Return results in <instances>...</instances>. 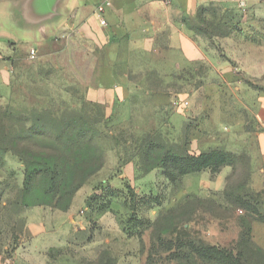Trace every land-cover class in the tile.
Here are the masks:
<instances>
[{"label": "rangeland", "instance_id": "obj_1", "mask_svg": "<svg viewBox=\"0 0 264 264\" xmlns=\"http://www.w3.org/2000/svg\"><path fill=\"white\" fill-rule=\"evenodd\" d=\"M83 1L87 0H76L75 6ZM88 1L94 7L98 0ZM231 2L198 0L187 22L195 36L205 42L207 54L228 60L232 68L251 69V79L246 80L249 88L239 94L193 91L196 83L212 79L209 61L191 65L185 74L169 75L152 70L130 47L111 49L112 44L98 47L83 42L41 48L42 43L28 39L21 26L2 24L0 20V42L4 45L12 41L20 48L12 58L5 57L10 61L12 81L11 92L0 95V109L9 114L0 133L2 128L12 137L19 133L21 142L29 147L32 144L26 140L24 127L47 121L55 130L56 122L67 120L73 111L95 125L98 144L110 155L117 145L133 151L143 141L161 137L168 149L183 146L187 138L190 153L197 142L200 153L222 149L242 157L236 169L225 166L214 172L207 170L201 181L196 179L194 183L195 179L188 176L179 186L172 185L159 171L135 187L123 182L107 190L100 183L79 209L78 227L59 230L54 214L49 235L34 245L25 216L30 209L19 206L23 171L14 162H6L0 168V264H219L194 249L206 246L227 249L238 255L242 264H264V247L257 241L264 235V224L257 228L253 223L247 229L246 212L236 206L242 202L226 195L259 194L264 199V164L260 157L264 141V20L247 14L246 5L241 7L239 1ZM247 22L251 27L244 26ZM232 43L251 45V61L245 58L240 63L232 62ZM31 48L38 50L36 59L29 56ZM106 50L119 57L117 71L131 77L136 93L131 110L104 121V110L86 102L85 88L91 68L101 64L100 56ZM238 74L245 75L243 70ZM185 99L189 105L183 113L176 105L187 102ZM241 106L245 112L238 110ZM210 123L222 124L224 132L222 128L207 132ZM16 124L22 128L17 129ZM36 143L35 151L42 147L52 150ZM5 155V161L12 156ZM120 171L109 173V179ZM221 175L224 181L218 184ZM201 182L207 185L200 188ZM194 186L200 193L186 194ZM87 189L79 193L76 208ZM59 245L63 247L57 248Z\"/></svg>", "mask_w": 264, "mask_h": 264}, {"label": "crops", "instance_id": "obj_2", "mask_svg": "<svg viewBox=\"0 0 264 264\" xmlns=\"http://www.w3.org/2000/svg\"><path fill=\"white\" fill-rule=\"evenodd\" d=\"M75 1L73 2L74 5L72 4L73 9H71L67 20L48 35L45 40L40 42V44L42 43L41 48L53 49L62 44L70 46L82 44L83 42H90L98 47L112 44L109 47L111 49H116L121 45L130 47L134 52L142 55L141 61L147 63L152 70L169 75L184 73L191 65L209 61V66L212 69L210 70L212 79L210 81L207 80V83H196L197 87L193 91L198 92L200 90V92L214 93L226 91L239 94L241 91L248 90L249 87L246 80L251 79V69L244 70L242 66L232 68L228 60L219 59L213 53L207 54L208 48L205 42L197 38V35L195 36V33L191 30L187 19L195 13L198 0H174L168 5H161L165 3L164 0H110V6L105 9L101 17L97 15L96 8L104 0H98L94 7L90 5L88 0L79 3L77 6H75ZM224 1L226 3L237 2V0ZM244 3L247 7V14H253L256 18L264 20V0H244ZM244 26L246 28L247 26L251 27V22L245 23ZM63 32H65L66 36H63V34L61 39L60 36ZM231 47L229 58L232 62L237 61L240 63L245 58L251 61V45L244 46L243 44L232 43ZM18 49L20 50L15 42L10 41L4 45L0 42V95H8L11 92V66L9 65L10 61L6 60L5 57L12 58ZM107 52L109 51L106 50L100 56V59L102 58L101 64H98V66L94 65L91 68L90 80L85 88V100L88 103L102 106L106 115L111 116L125 113V111L132 109L136 85L133 84L128 74H122L117 71L119 57L114 53L109 55ZM92 57H96V55H92ZM239 70H243L245 75L241 77L238 74ZM219 79L220 82H217ZM186 101L189 103L188 100ZM243 108L241 106L236 109L245 112ZM262 116H264V113ZM186 122H189V120L187 119ZM221 128L222 132H224L225 128H223L222 124L210 123L207 127V132L220 131ZM195 145V147L194 144L192 145L191 154L198 155L200 151L197 142ZM228 151L231 152L232 150ZM110 153L112 155L107 154L105 168L99 173L101 177H97V179L96 176L93 177L77 193L68 212H58L50 208H33L30 210H37L38 212L31 216L29 215L31 211L28 210L29 212L25 216L28 223L27 229L34 238L32 245L34 243L38 244L41 238L49 235L48 231L50 232L53 228L50 220L54 214L57 217L59 230L66 231L69 228L73 229L74 226L78 227L79 222L76 218L80 212L79 209L84 207L87 197L91 195V190L96 185L103 183V185L110 186V188H115L121 186L124 182L131 186L133 184V187H135L134 185H140L141 181L147 177L136 179L135 167L133 163H130L121 169L118 176L109 179V173L111 175L115 173L119 165L117 152L111 151ZM260 157L264 164V141L261 143ZM6 162L8 165L14 162L20 166L21 172L23 171V165L13 155L11 157L7 156ZM155 171L163 174L160 170ZM155 171L149 175L155 174ZM223 175L217 179L218 184L223 183ZM190 177L195 179L194 183L196 179L198 181L204 179L202 173L191 175ZM208 184L210 185V183ZM202 185L206 186L207 183L201 182L200 188ZM84 188L88 189L83 195V200L81 199V203L76 208L77 197ZM190 190L186 194H191L193 191L200 193V189L197 186L191 187ZM253 226L262 228L259 223H255ZM257 241L260 246L264 247V235L259 236ZM61 247L63 246L59 245L57 248ZM31 254L30 256H32ZM33 254L35 256V253ZM45 264H48V261Z\"/></svg>", "mask_w": 264, "mask_h": 264}, {"label": "trees", "instance_id": "obj_3", "mask_svg": "<svg viewBox=\"0 0 264 264\" xmlns=\"http://www.w3.org/2000/svg\"><path fill=\"white\" fill-rule=\"evenodd\" d=\"M88 104L104 110L98 104ZM177 108L180 112L186 110L182 106ZM101 113V117H105L104 121L112 117L107 116L105 110V114L103 111ZM7 115H9L8 110L0 109V126L5 124ZM68 116L67 120L56 122L58 124L55 130L50 129L51 124L47 121H36L31 127H24L26 140L32 144L29 147H25L21 142L19 133L16 137H12L11 133L6 134L2 128L0 168L6 165L3 159L5 154L13 155L23 165L19 206L24 209L50 208L58 212H68L77 193L106 166L107 153L98 144L99 134L95 125L78 112L70 111ZM14 126L17 129L22 128L20 124ZM38 141L52 150L41 146L39 152L35 151V144ZM189 144L186 138L183 146L173 145L168 149L159 137L143 141L133 151L119 145L112 151L118 154V169L133 163L136 179L145 178L153 171L160 170L174 186H179L187 176L201 174L207 170L214 172L225 166L236 169L237 163L242 158L222 149L201 152L198 155L191 154ZM102 187L110 189V186L102 185ZM226 195L230 199L234 198L242 202L241 205L236 204V206L246 212L247 229L250 230L253 223L264 224V199L261 195L247 194V197H242L239 193L232 194V192H226ZM194 249H197L200 255L219 264H242L239 256L227 249H220L217 246L199 249L194 247Z\"/></svg>", "mask_w": 264, "mask_h": 264}, {"label": "water", "instance_id": "obj_4", "mask_svg": "<svg viewBox=\"0 0 264 264\" xmlns=\"http://www.w3.org/2000/svg\"><path fill=\"white\" fill-rule=\"evenodd\" d=\"M74 0H0L2 24L21 26L31 41L41 42L68 18ZM5 22V23H4Z\"/></svg>", "mask_w": 264, "mask_h": 264}, {"label": "built area", "instance_id": "obj_5", "mask_svg": "<svg viewBox=\"0 0 264 264\" xmlns=\"http://www.w3.org/2000/svg\"><path fill=\"white\" fill-rule=\"evenodd\" d=\"M173 1H174V0H164L165 4H167V5L170 4V3L173 2ZM237 1H239V2L241 3L240 6L244 8V6H245L244 0H237ZM110 4H111V1H110V0H104V1H102L101 4L96 8V13H97V15H98L99 17H101V16L104 14L105 9H106L107 7H109ZM37 55H38V52H37L36 49H32V50L30 51V55H29V56H30L31 59H36ZM179 104H180V105H176V106H178V107L182 106V107H184L185 109H187V107H188V105H189L188 102L179 103Z\"/></svg>", "mask_w": 264, "mask_h": 264}]
</instances>
